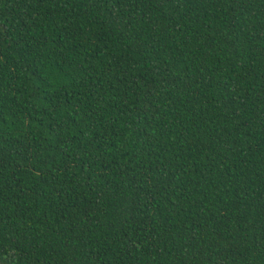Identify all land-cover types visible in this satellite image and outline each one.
I'll return each mask as SVG.
<instances>
[{
    "label": "trees",
    "instance_id": "1",
    "mask_svg": "<svg viewBox=\"0 0 264 264\" xmlns=\"http://www.w3.org/2000/svg\"><path fill=\"white\" fill-rule=\"evenodd\" d=\"M0 264H264V0H0Z\"/></svg>",
    "mask_w": 264,
    "mask_h": 264
}]
</instances>
